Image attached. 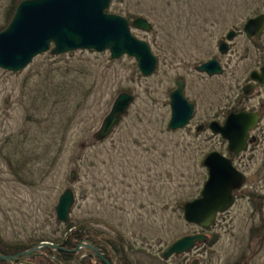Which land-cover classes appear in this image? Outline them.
I'll list each match as a JSON object with an SVG mask.
<instances>
[{
  "label": "rangeland",
  "instance_id": "1",
  "mask_svg": "<svg viewBox=\"0 0 264 264\" xmlns=\"http://www.w3.org/2000/svg\"><path fill=\"white\" fill-rule=\"evenodd\" d=\"M10 1L0 0V32L16 13ZM109 13L152 26L132 34L157 58L154 73L144 76L134 58L94 50L61 56L50 50L20 72L0 69V244L34 248L38 240L62 242L78 231L80 245L102 247L113 264H264V122L251 150L233 160L248 178L242 195L254 203L239 197L207 231L184 218L185 203L201 197L208 176L203 160L214 152L230 156L227 141L196 129L234 102L262 60L264 34L250 39L243 27L264 13V0H122ZM232 30L243 35L223 57L218 43ZM211 58L238 65V74L197 75L194 66ZM178 80L197 112L192 125L174 132L168 91ZM123 93L133 102L98 142L96 133ZM259 98L250 106L258 107L264 94ZM67 190L75 200L64 223L56 208ZM197 234L208 240L163 258L179 239Z\"/></svg>",
  "mask_w": 264,
  "mask_h": 264
},
{
  "label": "water",
  "instance_id": "2",
  "mask_svg": "<svg viewBox=\"0 0 264 264\" xmlns=\"http://www.w3.org/2000/svg\"><path fill=\"white\" fill-rule=\"evenodd\" d=\"M121 0H31L22 2L8 27L0 33V69L9 72H20L26 69L39 55L47 53L51 44L55 56L77 50H94L96 52L110 51L115 60L125 55L135 58L138 68L144 76L155 72L157 59L150 46L131 33V27L150 32L152 26L142 18L134 20L130 26L127 19L109 14L106 11L112 2ZM244 32L249 38H254L264 32V15L250 19L244 26ZM233 34L228 39L233 38ZM220 51H228L227 43L220 42ZM200 73L216 76L222 74V68L217 60H211L197 68ZM253 81L264 87V65L261 74L253 73ZM245 94L247 88L244 89ZM134 98L126 93L118 96L111 112L105 118L101 128L95 135L97 141L107 138L116 126L121 116L126 114ZM171 130L184 129L190 122L194 107L182 95V83L172 95L171 100ZM258 116L252 114H231L224 126L212 122L209 129L214 135H220L228 142L231 153L238 154L247 149L249 132L256 126ZM200 132V129L197 131ZM208 169V180L201 197L184 205V218L187 223L208 229L213 226L218 214L228 210L233 202V192L242 188L246 178L236 168L231 160L218 152L209 154L203 161ZM75 175H72V178ZM74 202V194L67 190L60 198L56 208L60 222L68 221V214ZM206 241L204 235L186 236L175 242L163 255L164 259L179 256L193 250L197 243ZM85 249L94 253L105 264L109 262L98 249L91 244H81L76 252ZM42 249L61 250L47 242L40 243L33 249L16 256L7 257L0 254V261H23L35 256ZM192 264H198L194 262Z\"/></svg>",
  "mask_w": 264,
  "mask_h": 264
},
{
  "label": "flooded vegetation",
  "instance_id": "3",
  "mask_svg": "<svg viewBox=\"0 0 264 264\" xmlns=\"http://www.w3.org/2000/svg\"><path fill=\"white\" fill-rule=\"evenodd\" d=\"M25 1H31V0H11L10 2H12V5H13V8L16 9L18 7L19 4H21L22 2H25ZM261 15H264L263 14H260L258 16H261ZM12 14H10V18H11ZM256 16V17H258ZM255 17V18H256ZM130 24H132V22H130ZM243 32H244V27H243ZM230 34H233V38L231 40L228 39V36ZM245 34V32H244ZM264 33H262L261 35L257 36V37H254V38H250V39H258L260 37H262ZM243 33H241V31H229L227 33V35L225 37H223L222 39L219 40V43H218V51L220 52V54L224 57H226L227 55L230 54V52H232V48H233V44L235 42V40L237 38H239L240 36H242ZM246 35V34H245ZM247 36V35H246ZM248 37V36H247ZM226 42L228 47V51L226 53H222L220 51V42ZM220 59V58H219ZM218 58H211V59H208L206 61H203L201 63H198L197 65L194 66V69H195V73L203 78H206L208 80H213V79H220V78H224L225 76H227V74H232L235 76V74L237 73L238 74V71H239V66L237 65V67H227L225 65L222 64L221 60H219ZM211 60H217L219 65L221 66L222 68V74L221 75H216V76H209L208 74H204V73H200L197 71V68L202 66L203 64L211 61ZM258 65V66H257ZM252 70H250L247 74V78L245 79V83L243 86L240 87V89L238 90V94H237V97L234 99V102L233 103H230V105L226 106L224 109H223V113H221V115L215 119H212L211 121H208L206 123H203V124H200L198 125L197 129H196V132L200 129V132H205L206 130H209V125L212 123V122H217L218 124H220V126H224L226 121H227V118L231 115V114H234V115H239V114H252V115H257L258 116V122L256 124V126L249 132V138H248V145H247V149L242 152V153H238V154H234V153H231L228 149V142H227V150H228V153H229V157L225 156V158L231 160L233 162V165H234V159L236 158H239L241 157L242 155L248 153L250 150H251V146L254 144L255 141H257V137L254 135V132L258 131L259 129H261V125L263 124L264 122V101H259L260 104L258 107H255V106H250V103H253V101H256L255 99H260L259 97L262 96L264 94V87H262L258 82L256 81H253L251 79V76L253 73H258V74H261V69L264 65V56L262 58V60H260L259 64H257ZM230 69H233L232 72H230ZM179 83H182V95L183 97L185 98V100L193 105L194 107V114L188 124V126L192 125L193 121H194V116L197 112V104L195 102V100H192L190 99V97L188 95H190V93H187L186 92V89H187V84L185 83L184 80H178L176 82L175 85H173V88L170 89L168 91L169 93V102H168V105L170 107V111H171V100H172V95L179 89ZM247 88V93L248 94H245L244 92V89ZM172 113V112H171ZM170 120H171V117H170ZM170 123V121H169ZM169 123H168V129L170 131H173L169 128ZM187 126V127H188ZM185 129V128H184ZM177 131V130H175ZM174 131V132H175ZM199 132V133H200ZM218 137H220L223 141H225L221 136L218 135ZM221 154V153H220ZM234 167L241 173V174H245L244 171L240 170L237 168V166L234 165ZM208 173V172H207ZM245 176V175H244ZM246 177V176H245ZM207 179H208V176H207ZM206 179V181H207ZM247 183H248V178L246 177V182L245 184L242 186V188H240L239 190H236L233 192V197H234V202H233V206L237 203L239 197L243 196L244 199H248V200H252L253 203H254V198H250V196H245V195H242V193L245 191V188L247 186ZM242 198V197H241ZM232 206V207H233ZM231 207V208H232ZM230 209V208H229ZM230 211V210H229ZM228 213V210L227 212L225 213H221L217 216V219L215 220L214 222V225L210 228H214L216 226V224L218 223L219 221V217L221 215H224ZM208 240V239H207ZM90 254L92 256L95 257V259L97 258L95 255H93L91 252Z\"/></svg>",
  "mask_w": 264,
  "mask_h": 264
},
{
  "label": "trees",
  "instance_id": "4",
  "mask_svg": "<svg viewBox=\"0 0 264 264\" xmlns=\"http://www.w3.org/2000/svg\"><path fill=\"white\" fill-rule=\"evenodd\" d=\"M73 228L74 226H69V231H71ZM257 232L253 234L254 237L255 235L259 236L260 233H262L261 230ZM69 233L70 234L66 233L68 234V236L62 242H61V238H45L42 240H38L36 242L38 244L42 242H49L57 246L59 245L61 246L64 244L61 250L42 249L35 254V257H32L30 259H26L23 261H16L12 263L0 261V264H105L102 260L95 259V257L92 256L90 252L87 251L76 252L80 245V242L83 241L81 239H83L84 236L81 233H78V231L77 232L72 231ZM96 247L97 249H100L101 254L109 262V264H113L114 255H112V253L111 254L108 253L107 255L105 250L102 249V247L98 245ZM32 248L33 246L26 249L20 246L14 247L10 245L0 244V254L3 256L12 257L21 254L25 251L31 250ZM85 253L86 255H84ZM122 262H123L122 264L128 263V261H122Z\"/></svg>",
  "mask_w": 264,
  "mask_h": 264
}]
</instances>
